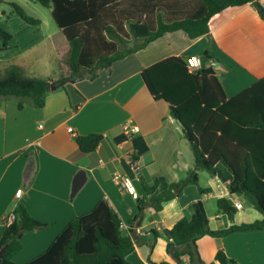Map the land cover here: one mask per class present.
I'll return each mask as SVG.
<instances>
[{"label":"crops","instance_id":"obj_1","mask_svg":"<svg viewBox=\"0 0 264 264\" xmlns=\"http://www.w3.org/2000/svg\"><path fill=\"white\" fill-rule=\"evenodd\" d=\"M256 1L264 6V0ZM4 26L14 35L10 48L3 50L0 42V60L4 64L14 60L28 74L53 80L69 74H55L52 63L39 58L45 43L43 35L32 38V28L22 21L24 34ZM56 37L62 38L60 30L50 42L58 54L61 50L55 44ZM206 51L215 57L205 64L215 69L228 97L263 77L264 20L257 8L252 3L228 7L212 17L208 34L194 39L182 30L166 33L103 69L94 79L67 80L46 96L42 108L28 104L19 109L15 99L0 107V237L7 225L5 218L22 197H26V206L35 219L50 224L23 235L24 248L14 258L16 263L25 264L44 252L73 217L90 212L101 200L109 202L128 228L134 221L136 234L143 236L144 242L138 241L128 256L132 264H176L167 251V230L182 217L191 216L190 206L198 200L204 203L212 230L231 224L219 208L221 198L232 205L241 204L244 213L235 216V223L253 222L244 218L255 217L245 209L246 203L254 205L244 195L229 192L227 184L233 175L222 162L216 165V175L199 172L200 185L211 191L201 193L197 185H187L160 211L145 205L143 217L135 222L140 199L147 200L168 189L172 182L185 178L195 164L181 123L164 100L152 97L142 71L171 56H182L186 62L192 56L203 58ZM44 68L46 76H38L36 72ZM128 121L140 127L132 138L124 131ZM92 133H102L104 138L94 152L85 153L76 136ZM134 159L136 170L132 168ZM28 168H32V174L26 182ZM80 169L87 170L88 178L72 198L73 180ZM115 173L130 176L133 188L121 191ZM156 180L157 190L146 197L142 182L151 185ZM19 188L24 190L20 198L16 196ZM153 230L159 233L157 239ZM197 247L206 263L215 261L217 252L223 250L234 260L228 264H264V230L237 231L221 237L206 235L198 239ZM182 264L192 263L184 256Z\"/></svg>","mask_w":264,"mask_h":264},{"label":"trees","instance_id":"obj_2","mask_svg":"<svg viewBox=\"0 0 264 264\" xmlns=\"http://www.w3.org/2000/svg\"><path fill=\"white\" fill-rule=\"evenodd\" d=\"M51 9V15L60 29L61 39L55 44L62 51V59L69 74L58 80L28 74L24 66L0 60V107L9 99L18 102L19 109L26 105L42 108L46 96L52 91V83L64 80L94 79L103 69L147 47L166 33L182 30L191 38L210 32L213 16L231 6L252 3L264 20V6L256 0H37ZM15 12L28 24L41 21L29 14L17 3H11ZM14 38L0 22L2 49L10 48ZM215 55L206 51L197 72H192L182 56L163 59L142 71V77L152 97L164 100L172 114L181 123L189 140L195 164L187 176L172 182L168 189L151 198L140 199L135 222L143 217L145 205L156 211L164 203L180 196L190 184L198 186L201 193L211 188L200 185L201 170L216 175V165L222 162L232 173L227 184L231 194L244 195L263 217L253 222L235 223L237 209L226 198L218 200L231 224L224 229L212 230L204 203L191 204V216H184L167 230V251L176 246V256L189 257L193 264H228L234 262L223 250L215 261L206 263L193 244L203 236H225L237 231L264 230V76L251 86L228 97L211 66L205 62ZM104 134L92 133L76 136V142L85 153L94 152ZM135 161V159H134ZM28 168L26 182L31 178ZM159 185L156 180L149 185L142 182L146 197ZM14 221L6 225L0 237V264H18L14 258L23 250L22 237L28 232L47 228L49 223L35 219L22 197L15 209ZM131 221L123 228L119 213L105 200L93 210L73 217L53 243L44 252L25 264H132L128 256L135 251L143 236H138ZM155 238L159 237L157 231ZM155 245V239L151 247ZM153 264H170L161 262Z\"/></svg>","mask_w":264,"mask_h":264},{"label":"rangeland","instance_id":"obj_3","mask_svg":"<svg viewBox=\"0 0 264 264\" xmlns=\"http://www.w3.org/2000/svg\"><path fill=\"white\" fill-rule=\"evenodd\" d=\"M11 3H17L20 6H22L27 14L39 19L41 23L39 25H29L26 21H24L13 9ZM19 20V21H17ZM21 21L26 25L30 26L32 28L31 31V37L35 38L39 36L40 34L44 36L45 43L43 44V50L42 54L39 53V58H42L43 62H46V59L49 60L51 64V68L55 74H65L68 73L69 69L67 65L64 63L63 59L60 58L62 56L61 51L57 54V52L53 49H51L50 42L53 40V37L59 32V27L54 21L52 15H51V9L48 7H45L37 0H1L0 1V22L4 25H6L7 28H9L12 31L15 32H22L24 27L22 28L20 26ZM15 22V23H14ZM13 23V24H12ZM12 24V25H11ZM24 34V32H22ZM18 48V47H17ZM46 48L48 49L47 51ZM11 53V52H9ZM11 55V54H9ZM48 57V58H47ZM10 62H15L10 61ZM16 63V62H15ZM38 76H46L45 73H47V69L39 70ZM42 73V74H41ZM207 172V171H206ZM238 211L236 215L239 214V212H242L243 209L237 208ZM240 209V210H239ZM245 209L249 210L251 213L257 216L258 218L251 217V218H244V220L248 221H255L257 219H260L262 217L261 213L255 209L254 207H251L249 203L245 204ZM211 215H213V212H209ZM244 213V212H242ZM227 217V215H225ZM260 217V218H259ZM229 219V218H228ZM243 219L240 221H244ZM212 223H215V220L212 221Z\"/></svg>","mask_w":264,"mask_h":264},{"label":"built area","instance_id":"obj_4","mask_svg":"<svg viewBox=\"0 0 264 264\" xmlns=\"http://www.w3.org/2000/svg\"><path fill=\"white\" fill-rule=\"evenodd\" d=\"M202 63H203V60H202L201 57L192 56L187 61V66L192 72H197L201 68ZM68 130L71 133H73V131H74L72 127H69ZM124 131L126 132V134L128 135L129 138H132L137 132L140 131V127L136 123L128 121V122H126L124 124ZM132 168H133V170H136V168H137L135 161L132 162ZM114 179H115L116 183L118 184V186H119L121 191H126L127 189H132L133 188L132 187V179L128 175L115 173ZM23 193H24V190L22 188H19L17 190V192H16V196L18 198H20V197H22ZM233 205L236 208H240L241 207V204L239 202H234ZM5 219H6V224L7 225L11 224L14 221V219H15L14 212H11L10 214H8V216ZM122 226H123L124 229H128V226L125 225L124 223H123Z\"/></svg>","mask_w":264,"mask_h":264},{"label":"water","instance_id":"obj_5","mask_svg":"<svg viewBox=\"0 0 264 264\" xmlns=\"http://www.w3.org/2000/svg\"><path fill=\"white\" fill-rule=\"evenodd\" d=\"M74 81V80H73ZM68 81L64 80L61 81L59 83H52L51 88L52 90L57 89L58 87L64 85L65 83H67ZM88 175H87V170L85 169H80L73 180V185H72V191H71V197L74 198L75 195L78 193V191L81 189V187L85 184V182L87 181ZM193 248H194V252L198 253V250L196 249L195 245L193 244ZM177 247L176 246H172L170 251L172 253V256L175 258L176 260V264H182V258H179L176 256V251ZM5 248H2L0 250V256H3ZM196 261L193 262V264H195Z\"/></svg>","mask_w":264,"mask_h":264}]
</instances>
